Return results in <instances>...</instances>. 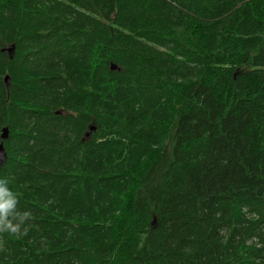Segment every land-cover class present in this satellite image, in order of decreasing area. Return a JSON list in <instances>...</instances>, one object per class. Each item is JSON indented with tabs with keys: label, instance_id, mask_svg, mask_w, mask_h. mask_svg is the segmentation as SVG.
I'll return each mask as SVG.
<instances>
[{
	"label": "trees",
	"instance_id": "obj_1",
	"mask_svg": "<svg viewBox=\"0 0 264 264\" xmlns=\"http://www.w3.org/2000/svg\"><path fill=\"white\" fill-rule=\"evenodd\" d=\"M3 126L0 264H264V0H0Z\"/></svg>",
	"mask_w": 264,
	"mask_h": 264
},
{
	"label": "clouds",
	"instance_id": "obj_2",
	"mask_svg": "<svg viewBox=\"0 0 264 264\" xmlns=\"http://www.w3.org/2000/svg\"><path fill=\"white\" fill-rule=\"evenodd\" d=\"M17 203L15 194L7 187V181L0 179V232L19 233L20 225L31 218L30 212L17 211Z\"/></svg>",
	"mask_w": 264,
	"mask_h": 264
},
{
	"label": "water",
	"instance_id": "obj_3",
	"mask_svg": "<svg viewBox=\"0 0 264 264\" xmlns=\"http://www.w3.org/2000/svg\"><path fill=\"white\" fill-rule=\"evenodd\" d=\"M14 49H15L14 44H11L9 47L3 48L2 50H6L7 53L9 54V56L12 57L13 53H14ZM110 69H112V70L118 69V66L115 63L111 62L110 63ZM3 79H4V83H5L7 93L9 94V88H10V82H11L9 74H5ZM94 129H95V126H89V132L94 130ZM89 132H87L85 135L88 136ZM8 135H9L8 127L3 126L1 128V132H0V167L4 164V162L7 159V152L5 150L4 141L8 138ZM152 225H154V219L152 221Z\"/></svg>",
	"mask_w": 264,
	"mask_h": 264
},
{
	"label": "bare ground",
	"instance_id": "obj_4",
	"mask_svg": "<svg viewBox=\"0 0 264 264\" xmlns=\"http://www.w3.org/2000/svg\"><path fill=\"white\" fill-rule=\"evenodd\" d=\"M10 89V88H9ZM59 113V112H58Z\"/></svg>",
	"mask_w": 264,
	"mask_h": 264
}]
</instances>
